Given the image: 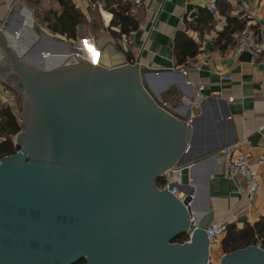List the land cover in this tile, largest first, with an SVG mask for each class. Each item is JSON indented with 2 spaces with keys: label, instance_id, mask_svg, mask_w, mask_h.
I'll return each instance as SVG.
<instances>
[{
  "label": "water",
  "instance_id": "1",
  "mask_svg": "<svg viewBox=\"0 0 264 264\" xmlns=\"http://www.w3.org/2000/svg\"><path fill=\"white\" fill-rule=\"evenodd\" d=\"M2 49V80L21 92L24 130L15 152L0 157V264H205L210 210L199 214L193 195L191 225L183 203L157 184L164 177L190 191L202 160L184 152L191 122L160 105L137 64L44 49L34 61L14 43ZM182 233L187 240L174 241ZM219 264H264V242Z\"/></svg>",
  "mask_w": 264,
  "mask_h": 264
},
{
  "label": "crops",
  "instance_id": "2",
  "mask_svg": "<svg viewBox=\"0 0 264 264\" xmlns=\"http://www.w3.org/2000/svg\"><path fill=\"white\" fill-rule=\"evenodd\" d=\"M72 2L82 19L75 27V37L69 38L52 33L45 22L47 11L61 12L57 0H0V39L9 46L14 43L34 61H38L37 51L44 49L70 56L72 61V52L79 51L86 60L107 67L136 63L152 96L166 101V109L183 120L192 118L190 146L184 152L202 159L194 166L187 188L194 194L197 212L204 214L209 209L211 221L237 229L253 226L264 216V162L258 163L264 155V58L240 54L233 59L231 53L244 27L264 36V0H218L215 13L205 10L198 0ZM114 12L124 14L115 20L127 33L120 32V23H111ZM11 34L17 39H10ZM89 37L92 42L86 41ZM62 58L47 62L60 64ZM194 63L201 65L199 70L189 68L186 75L180 72L181 67ZM199 83L204 88L197 95ZM4 87L9 90L0 83V106L9 100ZM226 146L250 155L259 176L256 190L249 192L242 175L227 171L222 155ZM224 236L210 248L218 264L225 254Z\"/></svg>",
  "mask_w": 264,
  "mask_h": 264
},
{
  "label": "built area",
  "instance_id": "3",
  "mask_svg": "<svg viewBox=\"0 0 264 264\" xmlns=\"http://www.w3.org/2000/svg\"><path fill=\"white\" fill-rule=\"evenodd\" d=\"M198 1L202 4L203 8L208 12L210 13L216 12V6L218 0H198ZM1 29L3 30V28L0 27V31ZM18 34L19 32L16 30L15 35L17 36ZM86 41L92 42V38L89 37L86 39ZM244 52H248L250 54V58H256L260 56L264 58V36L262 32H254L250 27H244L237 33L236 40L232 49L231 57L233 59H237V57ZM41 54L43 57H47L49 53L48 51H43ZM72 57L74 58V60L80 58L85 59V57L79 51L72 52ZM262 63L264 68V60ZM200 66L201 65L199 63H194L188 67H181L180 72L186 75L189 68L199 70ZM223 78L231 79V76L224 75ZM0 83L4 84L3 80L2 82L0 81ZM185 83L189 85L191 81L189 79H186ZM203 88L204 85L199 83L197 85L196 94L200 95L201 90ZM4 91L8 93L10 90H8L7 87H4ZM1 100H2V94L0 91V101ZM160 105L165 109L168 106L167 102L163 100H160ZM191 121L192 118L188 119L186 122L190 123ZM13 141L15 143L16 140ZM187 148H185V150H187ZM222 153L226 163L227 171L229 173L242 175L246 180L249 192L256 190L259 185V176L257 171L252 166V160L250 155L248 153H236L232 146L224 147L222 149ZM262 162H264V155L258 161V163H262ZM158 188L168 191L170 194L176 196L183 203L185 208L188 210L189 223L191 225H194L196 219L191 207L192 198L194 194L189 191L184 192L180 190L179 185L177 183H170L166 179L160 186H158ZM188 197L190 198L188 199ZM226 227H227L226 222H214V221H211L206 226L205 232L207 234L209 249L216 244L217 240L221 236H223V234H225ZM205 264H218V263L214 261L212 255L209 253V257Z\"/></svg>",
  "mask_w": 264,
  "mask_h": 264
},
{
  "label": "trees",
  "instance_id": "4",
  "mask_svg": "<svg viewBox=\"0 0 264 264\" xmlns=\"http://www.w3.org/2000/svg\"><path fill=\"white\" fill-rule=\"evenodd\" d=\"M61 7V12L49 10L45 13V22L52 33H59L69 38L75 37V27L81 21L82 14L76 10L72 0H57ZM125 17L124 14L114 12V17L111 21L113 25L120 23V32H128L121 22L115 20L116 17ZM120 20V19H119ZM21 130L16 116L7 105L0 106V157L13 154L15 152L14 141L12 137L17 135ZM165 181L164 177L158 180V186ZM188 236L185 233L176 236L174 241L183 242ZM264 242V216L254 223L253 226L245 225L242 229H237L235 225L228 224L225 231V236L221 241L224 253L233 251L237 248L245 247L248 244H256ZM75 264H86L84 258Z\"/></svg>",
  "mask_w": 264,
  "mask_h": 264
},
{
  "label": "rangeland",
  "instance_id": "5",
  "mask_svg": "<svg viewBox=\"0 0 264 264\" xmlns=\"http://www.w3.org/2000/svg\"><path fill=\"white\" fill-rule=\"evenodd\" d=\"M50 64H52V63H50ZM4 70H6V67H5ZM9 90H10L9 91V100L6 103V105L10 107L11 111L16 116L19 124L21 125V130H24V120H23L22 115H21V107H22V95H21V92L15 90V89H10V88H9ZM0 138L2 139V137H0ZM12 139L15 140L16 139V135H14L12 137Z\"/></svg>",
  "mask_w": 264,
  "mask_h": 264
},
{
  "label": "bare ground",
  "instance_id": "6",
  "mask_svg": "<svg viewBox=\"0 0 264 264\" xmlns=\"http://www.w3.org/2000/svg\"><path fill=\"white\" fill-rule=\"evenodd\" d=\"M85 45V44H84ZM90 48V47H89ZM87 50H89V49H87ZM88 56V55H87ZM90 56V55H89ZM91 57V56H90ZM31 58V57H30ZM88 58V57H87ZM3 62V63H2ZM8 63L6 62V60H5V56H4V54L2 53V51L0 50V77L2 78V79H5V78H7V70H4L5 69V67H6V65H7ZM8 66V65H7Z\"/></svg>",
  "mask_w": 264,
  "mask_h": 264
},
{
  "label": "flooded vegetation",
  "instance_id": "7",
  "mask_svg": "<svg viewBox=\"0 0 264 264\" xmlns=\"http://www.w3.org/2000/svg\"><path fill=\"white\" fill-rule=\"evenodd\" d=\"M22 100H23V97H22ZM22 105H23V101H22Z\"/></svg>",
  "mask_w": 264,
  "mask_h": 264
}]
</instances>
